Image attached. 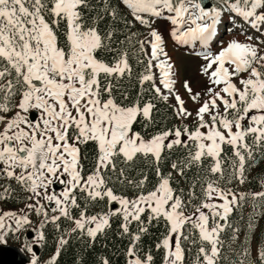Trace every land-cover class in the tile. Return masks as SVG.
<instances>
[{
  "label": "snow or ice",
  "instance_id": "snow-or-ice-1",
  "mask_svg": "<svg viewBox=\"0 0 264 264\" xmlns=\"http://www.w3.org/2000/svg\"><path fill=\"white\" fill-rule=\"evenodd\" d=\"M120 2L131 21L108 0L95 16L85 15L95 10L90 0H0V179L14 180L28 193L24 209L0 210V245L28 232L30 264H41L38 249L52 226L57 248L44 264H57L72 234L94 243L117 217L129 240L126 264H154L152 252L141 247L154 223L164 227L155 244L163 264H264V239L255 259L251 250L264 216V191L227 186L244 185L264 161V0H217L210 7L205 0ZM225 14L232 24L226 33L239 27L248 42L233 39L224 46L217 40L220 51L214 53L210 43ZM106 16L113 26L101 30ZM237 18L259 35L248 34ZM159 19L170 23L176 44L202 47L195 55L205 61L200 74L208 86L197 92L184 80L187 100L167 42L154 27ZM117 21L128 29L122 41L115 39ZM136 23L143 32L131 31ZM103 53L112 55L106 60L98 56ZM125 80L139 87L134 99ZM170 99L179 126L151 134L134 130L137 123L145 130L155 126L154 101ZM88 144L95 153L85 175L82 147ZM170 156L175 159L164 174ZM193 168L186 193L173 187V172L186 177ZM149 169L156 176L151 188ZM0 190V200L15 191L10 184ZM98 205L101 211L92 214ZM245 206L252 208L247 231L234 247L241 227L230 218L236 211L243 220ZM62 219L74 227L62 229ZM101 264L110 261L105 257Z\"/></svg>",
  "mask_w": 264,
  "mask_h": 264
},
{
  "label": "trees",
  "instance_id": "trees-1",
  "mask_svg": "<svg viewBox=\"0 0 264 264\" xmlns=\"http://www.w3.org/2000/svg\"><path fill=\"white\" fill-rule=\"evenodd\" d=\"M214 4L217 3V0H211ZM95 10H86V16H95L97 11H102L105 7L104 0H90ZM108 3L116 8L119 12L124 14L127 17V20L131 21L132 17L127 15L128 10L121 4L120 0H108ZM113 26V21L110 17H105L99 24L101 30H107L108 28ZM114 27L117 29L115 39L117 41H122L125 39V35L128 33V29L124 27L123 22L117 21L114 24ZM140 30L141 32L144 29L138 24H135V27L131 29V31L136 32ZM114 47L119 48V43H116ZM111 53H103L98 54L100 58L103 59H110ZM135 64V60L131 61ZM138 70V69H137ZM124 87L127 89L130 100L134 99L139 91V87L136 82L133 80L131 82L125 80L123 82ZM156 104V109H154V118L156 120V125L153 127H149L147 130L143 128L141 123H137L134 125V130L140 131L142 134H151L154 131H159L162 128H172L174 126H179L180 121L175 118L173 115V111L171 108V104L165 103L160 100L154 101ZM192 124V123H191ZM189 124V125H191ZM95 153V146L93 144H88L82 147V155L85 157L82 160L84 166V174L87 175L92 164V159ZM175 159V156H170L167 160L163 161L161 171L164 174H167L171 171L170 164L172 160ZM196 172V169L193 168L187 172L186 177H181L176 175L173 172V187L178 189H183L185 193L188 191L190 187V182ZM133 175L136 173L133 172ZM149 180L151 183L148 185L149 188L152 187L153 184L156 183V176L153 170H148ZM264 179V163L259 164L257 167L252 168L248 173V182L244 185H239L236 182L233 184L227 185L231 188H238L239 191L245 192H257V191H264V188L260 186V180ZM0 184H10L12 189H14V193H12V198L7 199L6 201L9 202L12 206H17L21 202L25 201L26 196L21 195L20 191L21 188L18 187L12 181H8L5 179H0ZM0 194H2V190H0ZM118 194H121L118 191ZM125 194L129 195L130 197L134 195L132 191L125 190ZM103 210H107V205L103 206ZM101 211V206H96L91 209V213L94 214L96 212ZM252 212L251 206H245L243 209V217L244 219H240V213L234 211L232 217L230 219L239 223L241 227V232L239 234V240L234 247H238L240 243L243 242L245 234H246V223L248 220L249 214ZM74 215H78L76 211L73 212ZM147 222V221H146ZM111 228L106 230L104 235H98L95 242H90L87 238L81 239L77 236V234H72L70 238H68V244L63 247L61 250V254L57 259V264H101L102 258H108L110 264H126L127 257L125 255L126 249L129 244V240L126 236L121 235L120 229V218L114 217L110 221ZM62 229H71V223L66 220L60 221ZM134 229V226H133ZM47 232V243L40 247V255L39 259L43 260L48 258L50 254L54 253L57 244L55 242L56 237L59 235L52 226H49L46 229ZM164 232L163 224H155L149 228V234L142 237L141 247L143 252L151 251L154 256V264H163V250L157 251L155 248V244L158 242V237ZM227 238V237H225ZM253 239L258 241V244L264 239V216H261L255 225V230L252 234L251 240V250H252V257L253 259L256 258V255L253 252ZM143 254V253H142ZM191 260V257H189Z\"/></svg>",
  "mask_w": 264,
  "mask_h": 264
},
{
  "label": "rangeland",
  "instance_id": "rangeland-1",
  "mask_svg": "<svg viewBox=\"0 0 264 264\" xmlns=\"http://www.w3.org/2000/svg\"><path fill=\"white\" fill-rule=\"evenodd\" d=\"M236 21L240 25H242L244 29H247L248 34L252 35L253 37H256L259 35V33L255 32L254 30L249 28L247 26V24H245L243 22V20H241L240 18H237ZM156 24H157V26H154V27L158 28L159 31L163 34L164 39L166 41H168V46H167L168 50H171L170 54L172 55V60L174 61L175 66L179 71V83L178 84H180V85H178L177 87L180 90V94L182 95V91H184V89L182 87L184 80H189L191 82V85H192L194 91L202 92L208 86L207 79L200 74V67L202 64L205 63V61L201 57H198L195 54H193V52L202 51L201 45L198 44L199 48H198V50L196 49L195 51H189L188 49H186V50H188L186 52L185 50L179 49L178 45H176L175 42L172 40V38L169 36V29H170V27H172L170 25V23L166 20L159 19V20H157ZM231 25L232 24L229 23L228 14H225L223 17V23L221 25L222 33L220 34V39H219V40L224 41V46H227V43L233 39L239 40L241 42H248L246 40V36L244 34H242L241 28L234 29V31L230 34L226 33V28L232 27ZM252 42H255V41H252ZM185 48H187V47H185ZM212 48H213L212 50L215 52L220 51V48L218 47L217 43L215 45H213ZM184 95H185V99L188 98V95L185 91H184ZM169 103L175 104V101L170 99ZM187 106L193 110L196 107V105L192 104L190 101H189ZM187 123L191 124L192 121H187ZM262 163H264V161H261L259 164H262ZM12 182L15 183L18 187H20V185H18L14 180ZM233 189H235L234 191H238V189H236V188H233ZM20 194L24 195L26 197L28 195V193L23 191L22 189L20 191ZM24 208H25V201L21 202L17 206H12L6 200H0V210L18 211V210H21ZM32 219L38 220V218L34 214L32 215ZM72 227H74L73 224L71 225V228ZM27 233L28 232H23V233L18 234L15 237L12 235H9L7 237V243L6 244L16 245L20 249H22L25 253H27L31 256V253H29L25 248L24 237H27V235H26ZM258 245H259L258 241L256 239H253V252L255 255H257ZM53 254L54 253L50 254L49 257H51ZM49 257L45 258L43 260L40 259L41 264H44V262H46L49 259ZM28 264H30V262Z\"/></svg>",
  "mask_w": 264,
  "mask_h": 264
},
{
  "label": "water",
  "instance_id": "water-1",
  "mask_svg": "<svg viewBox=\"0 0 264 264\" xmlns=\"http://www.w3.org/2000/svg\"><path fill=\"white\" fill-rule=\"evenodd\" d=\"M207 6H211L213 3L211 0H205ZM36 118V114H33V119ZM57 190H59L60 186L57 185ZM115 206V205H114ZM27 237L31 239L29 233H27ZM40 253V248L38 249V254ZM30 262L29 254L25 253L22 249H20L16 245L5 244L0 245V264H27Z\"/></svg>",
  "mask_w": 264,
  "mask_h": 264
},
{
  "label": "crops",
  "instance_id": "crops-1",
  "mask_svg": "<svg viewBox=\"0 0 264 264\" xmlns=\"http://www.w3.org/2000/svg\"><path fill=\"white\" fill-rule=\"evenodd\" d=\"M167 42V46H168V41H166ZM170 49V48H169ZM167 51H168V53H169V55L172 57V55L170 54V52H171V50H168V47H167V49H166ZM173 61V60H172ZM174 62V61H173ZM178 85H180V84H177V86ZM182 96L185 98V95H184V91H182ZM188 98H186V100H187Z\"/></svg>",
  "mask_w": 264,
  "mask_h": 264
},
{
  "label": "bare ground",
  "instance_id": "bare-ground-1",
  "mask_svg": "<svg viewBox=\"0 0 264 264\" xmlns=\"http://www.w3.org/2000/svg\"><path fill=\"white\" fill-rule=\"evenodd\" d=\"M219 36H220V35L218 34V36H217L215 39H217Z\"/></svg>",
  "mask_w": 264,
  "mask_h": 264
}]
</instances>
